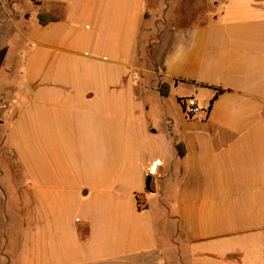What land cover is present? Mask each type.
I'll return each mask as SVG.
<instances>
[{
	"label": "crops",
	"instance_id": "0c3cea01",
	"mask_svg": "<svg viewBox=\"0 0 264 264\" xmlns=\"http://www.w3.org/2000/svg\"><path fill=\"white\" fill-rule=\"evenodd\" d=\"M0 264H264V0H0Z\"/></svg>",
	"mask_w": 264,
	"mask_h": 264
},
{
	"label": "built area",
	"instance_id": "2783aa9c",
	"mask_svg": "<svg viewBox=\"0 0 264 264\" xmlns=\"http://www.w3.org/2000/svg\"><path fill=\"white\" fill-rule=\"evenodd\" d=\"M182 105L184 107V112L190 118L198 117L203 112V109L194 98L184 99Z\"/></svg>",
	"mask_w": 264,
	"mask_h": 264
},
{
	"label": "trees",
	"instance_id": "16d2710c",
	"mask_svg": "<svg viewBox=\"0 0 264 264\" xmlns=\"http://www.w3.org/2000/svg\"><path fill=\"white\" fill-rule=\"evenodd\" d=\"M38 20L41 25H48L49 23L56 21V18L46 12H40L38 15ZM167 89H168L167 85L161 86L160 91L163 96H168ZM180 154L183 155L181 151H180Z\"/></svg>",
	"mask_w": 264,
	"mask_h": 264
},
{
	"label": "water",
	"instance_id": "95a60500",
	"mask_svg": "<svg viewBox=\"0 0 264 264\" xmlns=\"http://www.w3.org/2000/svg\"><path fill=\"white\" fill-rule=\"evenodd\" d=\"M151 180L152 178L150 176H148L146 179V187L148 190H150Z\"/></svg>",
	"mask_w": 264,
	"mask_h": 264
}]
</instances>
